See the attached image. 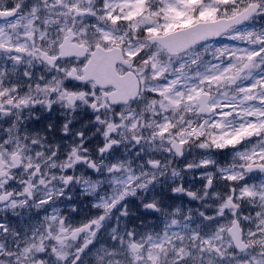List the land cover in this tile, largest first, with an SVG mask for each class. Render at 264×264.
Instances as JSON below:
<instances>
[{
    "label": "clouds",
    "instance_id": "1",
    "mask_svg": "<svg viewBox=\"0 0 264 264\" xmlns=\"http://www.w3.org/2000/svg\"><path fill=\"white\" fill-rule=\"evenodd\" d=\"M71 2L23 0L37 7L36 18L5 29L11 47L0 48V264H73L77 256V264H264V195L239 198L244 185L264 194V171L244 170L247 161L237 156L264 148V130H246L242 144L227 148L209 135L220 129L205 127L197 136L192 129L212 116L160 108L153 93L163 83L155 78L159 68L143 62L157 51L147 34L131 31L128 21L108 20L105 0H77L94 15H65ZM234 2L221 0L220 13H231ZM258 2L246 27L264 29V0ZM161 6L149 0L153 10ZM73 25L86 30L90 46L98 42L97 26L123 36L125 52L145 45L120 66L135 73L130 87L113 94L96 79L81 78L87 55H62L59 48L61 29ZM17 46L43 49L49 59ZM160 59L169 58L161 53ZM229 174L243 179H226Z\"/></svg>",
    "mask_w": 264,
    "mask_h": 264
},
{
    "label": "snow or ice",
    "instance_id": "2",
    "mask_svg": "<svg viewBox=\"0 0 264 264\" xmlns=\"http://www.w3.org/2000/svg\"><path fill=\"white\" fill-rule=\"evenodd\" d=\"M161 2L162 6L155 10L149 7V0L104 2L105 17L108 20L113 24L128 21L131 31L146 33L151 44L156 46L157 51L148 55L143 62L150 63L153 69L159 68L155 78L163 83L154 88L153 93L160 98V108L167 110L168 107H172L179 110L184 107L188 112L195 110L205 116L211 115V121L205 118L192 131L197 136H202L205 127L222 130L219 135L209 133L212 142L218 148L238 147L248 138L242 135L246 130H264V29L245 26L248 16L259 11L258 0H248L246 5L239 8L235 7L239 0H235L231 13L226 11L223 15L218 7L221 0H161ZM66 7L68 13L65 15L72 12L76 15H94L90 7L82 8L77 0H72ZM117 8L122 15L114 14ZM125 9L129 10L125 12ZM37 10L36 6L23 3V0H13L6 6L4 0H0V19L7 17L10 21L12 19L15 21L7 25L0 24V48L11 47L5 43L11 39L5 29L15 28L25 19L27 25H31L36 18ZM96 31L98 42L90 46L85 39L87 37L85 29L81 28L78 33L74 25L63 28L59 48L62 55H87L84 77L81 78H94L98 83L111 87L113 94H117L121 89L130 87L129 77L135 75L133 72L122 71L120 66L127 64V58L135 57L145 45L139 44L135 51L125 52L123 36L117 38L115 33L105 31L99 26ZM27 35L32 36L33 33L28 32ZM221 37L228 43H216ZM105 44L111 46L106 47ZM16 51L38 54L49 59L43 49L33 51L17 46ZM161 53H166L169 58L166 64L160 59ZM172 57L177 58L175 63ZM14 59L19 60V57ZM3 94L0 92V95ZM12 102L9 100L10 104ZM24 102L26 101H21ZM171 126L169 122L162 132H167ZM225 133L232 138L225 139ZM222 139L224 143H219L218 141ZM187 142L181 140L179 144L182 146ZM207 146V141L200 144L201 148ZM237 156L247 161L242 165L244 170L264 171V148L257 149L255 146L251 149L246 148L238 152ZM202 163L206 165L208 162ZM238 178L243 179L242 174L240 177L235 174L226 176V179L232 181ZM66 179L70 181L72 177L68 176ZM236 191V188L232 189L233 197H229V201L233 200ZM257 194L264 195L244 185L239 191V198ZM71 219L74 223L78 221L79 210L71 214ZM64 223L65 220L61 217L60 224ZM2 227L3 225H0V228ZM83 227L85 226L75 227L73 232L80 231ZM66 230L61 228V231ZM56 239L59 240V236ZM40 248L43 251V244ZM52 251L58 259L65 258L64 254L57 252L55 248ZM78 260L79 256L74 258L73 264H77Z\"/></svg>",
    "mask_w": 264,
    "mask_h": 264
}]
</instances>
